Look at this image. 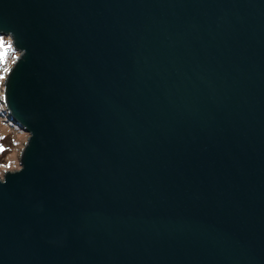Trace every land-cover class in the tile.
Returning a JSON list of instances; mask_svg holds the SVG:
<instances>
[{
  "label": "water",
  "instance_id": "obj_1",
  "mask_svg": "<svg viewBox=\"0 0 264 264\" xmlns=\"http://www.w3.org/2000/svg\"><path fill=\"white\" fill-rule=\"evenodd\" d=\"M0 264H264V0H0Z\"/></svg>",
  "mask_w": 264,
  "mask_h": 264
},
{
  "label": "rangeland",
  "instance_id": "obj_2",
  "mask_svg": "<svg viewBox=\"0 0 264 264\" xmlns=\"http://www.w3.org/2000/svg\"><path fill=\"white\" fill-rule=\"evenodd\" d=\"M0 47L11 43L9 37H2ZM15 56L10 58L6 66L12 65ZM6 66L0 57V176H3L6 168L20 166L19 157L26 143L27 134L8 119L4 103L2 101V90Z\"/></svg>",
  "mask_w": 264,
  "mask_h": 264
},
{
  "label": "trees",
  "instance_id": "obj_3",
  "mask_svg": "<svg viewBox=\"0 0 264 264\" xmlns=\"http://www.w3.org/2000/svg\"><path fill=\"white\" fill-rule=\"evenodd\" d=\"M2 37H0V39H1ZM8 45V44H7ZM5 47L6 46H2V47H0V57H1V59H2V63L6 66V63L9 61V59L10 58H12V57H14L15 55H16V53H15V50L13 49V47H12V44H11V51L10 52H8V54H7V56L5 57V55H4V51H5ZM10 120V119H9ZM11 121V120H10ZM13 124V123H12ZM15 125V124H14Z\"/></svg>",
  "mask_w": 264,
  "mask_h": 264
},
{
  "label": "snow or ice",
  "instance_id": "obj_4",
  "mask_svg": "<svg viewBox=\"0 0 264 264\" xmlns=\"http://www.w3.org/2000/svg\"><path fill=\"white\" fill-rule=\"evenodd\" d=\"M0 44H3V41H0ZM11 51V43H8V45L5 47V51H4V55L5 57L7 56L8 52ZM5 71H7V69H5ZM2 150V149H0Z\"/></svg>",
  "mask_w": 264,
  "mask_h": 264
}]
</instances>
